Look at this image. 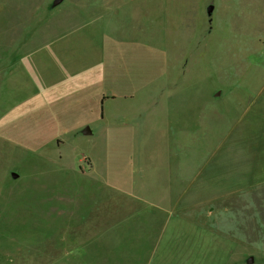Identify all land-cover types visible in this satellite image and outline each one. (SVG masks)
<instances>
[{"label":"rangeland","instance_id":"374dc122","mask_svg":"<svg viewBox=\"0 0 264 264\" xmlns=\"http://www.w3.org/2000/svg\"><path fill=\"white\" fill-rule=\"evenodd\" d=\"M52 1L0 0V264H264V0H165L154 34ZM115 223L200 230L151 260Z\"/></svg>","mask_w":264,"mask_h":264},{"label":"crops","instance_id":"0c3cea01","mask_svg":"<svg viewBox=\"0 0 264 264\" xmlns=\"http://www.w3.org/2000/svg\"><path fill=\"white\" fill-rule=\"evenodd\" d=\"M64 1L65 0H62L58 4L61 5L58 12L62 15L58 20V24L61 25L60 27H62V24L65 25L64 29L71 26L79 27L85 23L89 28L88 30H91V32H97L98 30L99 34H107L109 28L114 29V32L117 34H154L155 17L153 12L160 6V3L164 5L165 0H66V4H62ZM138 9L143 11L141 19L144 21V24H147L149 27V30L146 33L144 28L140 30V28L133 22V17ZM137 43L138 42L132 44L134 50H137L138 48ZM107 71L110 70H108V67L106 69L105 66V68L96 70L95 72L96 74L101 72L105 77ZM92 76L96 78L95 74ZM153 82L150 84H153ZM118 93L119 91L114 88L113 85H109L105 87L104 91L100 94L99 101L102 119L105 118L104 104L116 101V98L119 96ZM156 98L158 97H155L154 95L152 97L150 96L147 98L146 102L149 104H155L157 102ZM78 99H81V96ZM112 112H109V114H113ZM106 114H108V112ZM121 120H123V118ZM105 122V125L102 124L104 125V130L107 127ZM118 122L119 123H116L117 125L122 126L123 124H126L123 121ZM185 227H188L189 230H200L199 228H193L198 227V225L194 224L178 225L171 223H115L109 224L100 230L124 232L114 237L116 239L119 238V240L122 241L130 242L127 246L128 249H130L128 253H135L133 249H136V253L144 254L152 260L158 253V248L160 247L162 239L168 237V232H183L182 230H184ZM179 236L182 237L180 232L176 234V237ZM106 237L110 238L111 236L108 235Z\"/></svg>","mask_w":264,"mask_h":264},{"label":"water","instance_id":"95a60500","mask_svg":"<svg viewBox=\"0 0 264 264\" xmlns=\"http://www.w3.org/2000/svg\"><path fill=\"white\" fill-rule=\"evenodd\" d=\"M61 1H62V0H53V1H52V6L54 7V6L58 5ZM212 9H213V7H212V6H209V8H208V14H209V15L211 14ZM82 133H83V134H90V133H91V130H90V128H89L88 126H86V127L82 130ZM16 175H17V174L14 173V172L11 173V176H12V177H16ZM252 261H253V258H252V257H250V258L247 260L248 263H251Z\"/></svg>","mask_w":264,"mask_h":264}]
</instances>
